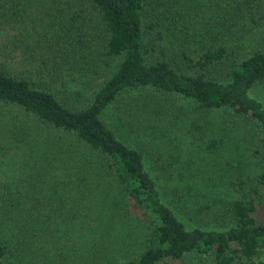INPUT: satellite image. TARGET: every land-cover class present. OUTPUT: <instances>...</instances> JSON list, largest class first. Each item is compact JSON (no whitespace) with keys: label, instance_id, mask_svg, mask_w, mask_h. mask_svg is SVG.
<instances>
[{"label":"trees","instance_id":"obj_1","mask_svg":"<svg viewBox=\"0 0 264 264\" xmlns=\"http://www.w3.org/2000/svg\"><path fill=\"white\" fill-rule=\"evenodd\" d=\"M258 90L264 0H0V144L14 130L28 152L19 182L0 181V264H67L59 227L79 216L101 223L109 208L143 233L119 264H178L190 254L196 264H264ZM216 113L217 126L207 125ZM180 124L195 139L227 125L252 136L258 169L232 180L243 192L217 210L214 226L175 210L151 167L165 158L142 145L146 133L160 140ZM224 141L198 147L207 156Z\"/></svg>","mask_w":264,"mask_h":264},{"label":"rangeland","instance_id":"obj_2","mask_svg":"<svg viewBox=\"0 0 264 264\" xmlns=\"http://www.w3.org/2000/svg\"><path fill=\"white\" fill-rule=\"evenodd\" d=\"M256 33L254 31L250 33L251 36L253 35L254 43L262 39L261 34ZM245 49L247 48H241V53ZM8 63L16 71L22 67L19 63L12 61ZM256 94L264 100V93L258 90ZM174 108L179 111L175 106ZM9 111L10 118L14 115V119L20 120L14 109L10 108ZM0 114L7 113L0 109ZM205 118L208 119L205 123L209 126H217L216 124L220 121L218 113L207 114ZM9 126L11 127L8 128L9 131L15 129L13 120ZM227 128H229L228 132L220 130L217 133L216 128L213 133L208 132L204 137L195 139L193 130L186 124H180L174 130L168 128L165 131L167 137L159 133L160 140L148 133L141 137L142 145L146 146L150 157H153L151 152L159 148L161 155L166 159L162 161V166H156L153 163L151 166L154 173L158 175L160 188L165 198L181 216L194 225L214 226L218 223L214 219L217 210L226 205L228 199L241 195L242 190L230 185L232 180L237 181L238 175L242 172L243 175H248L255 173L258 169L257 159L252 157V136L248 134L245 138L243 130L236 131V128L232 127L233 131L229 125ZM1 129L6 127L4 120L1 121L0 117V138L4 137ZM13 131H7V136H13L14 140H5L0 144V181L9 184L19 182L26 162L25 158L27 159L25 155L28 154L22 144L17 143L15 131ZM220 136L225 138L220 149L204 156L203 151L198 147L199 144L203 143L205 146L204 143L211 138ZM243 139H249V141ZM246 152L248 154H244ZM204 163L207 164L204 165ZM259 190L261 192L258 199L262 207L260 213L264 214V188ZM40 196L43 197V195ZM209 206L211 209L206 208ZM106 210L104 212L108 216H103L101 223L99 220L84 219L79 216L80 218L76 217L73 224L64 225L61 228L58 226L59 229L65 228L67 231V247L70 248L67 252V264H119L121 260L135 255L143 237L140 223L134 217H127L124 210L122 213L114 212L111 208ZM123 214L124 216L121 217ZM68 216L72 217L67 213ZM36 218L42 219V216L38 214ZM55 230L58 229L55 228ZM65 240L66 238L62 239V241ZM51 254H54L53 250ZM199 260L200 258L190 254L178 264H196Z\"/></svg>","mask_w":264,"mask_h":264}]
</instances>
